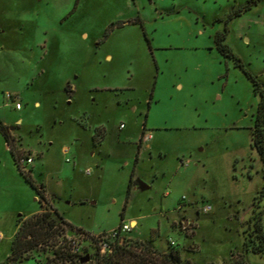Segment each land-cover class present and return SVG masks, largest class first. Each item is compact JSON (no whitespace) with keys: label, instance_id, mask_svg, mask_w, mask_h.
<instances>
[{"label":"rangeland","instance_id":"1","mask_svg":"<svg viewBox=\"0 0 264 264\" xmlns=\"http://www.w3.org/2000/svg\"><path fill=\"white\" fill-rule=\"evenodd\" d=\"M248 1L0 0V123L17 157L33 155L27 173L44 189L43 200L0 133V264L18 219L54 208L85 232L64 264H94L92 237L131 218L138 224L126 235H154L159 249L171 238L194 264H264L243 247L264 184L251 148L257 96L214 42L224 33L264 85V1L231 16ZM51 217L60 225L54 246L8 264H62L53 250L67 251L78 233Z\"/></svg>","mask_w":264,"mask_h":264},{"label":"trees","instance_id":"2","mask_svg":"<svg viewBox=\"0 0 264 264\" xmlns=\"http://www.w3.org/2000/svg\"><path fill=\"white\" fill-rule=\"evenodd\" d=\"M261 1L264 0H249L244 7L234 11L231 16H238L242 11L249 10L252 6L257 5ZM224 40V33L217 32L215 34L214 42L217 50L222 56L232 59L235 67L240 68L245 73L251 80L254 94L257 96V107L254 114L253 126L251 128V148L258 155L261 162L262 178H264V85L250 73L242 60L224 43ZM144 128L145 123L143 124L139 138L135 161H137V155L144 137ZM0 133L4 137L6 144H8L14 163L20 174L23 176L24 180L36 190L39 198L44 200L43 187H37L31 175L29 176L23 173L17 164L18 157L15 154L13 138L10 135L9 128L0 123ZM132 176L133 174H131V178ZM130 184L131 180L129 187ZM255 198L252 206V216L248 220L247 229L243 231V247L247 251L264 256V224H262V219H264V184H262ZM52 215H54L61 224H64L70 229V231L78 234H85L82 229L69 224L55 208L52 213L51 211L42 212L40 210L37 213L25 216L23 219H18L16 224L17 230L11 240L10 255L7 256V260L2 264H8L11 260L15 261L22 259L38 245H47L48 242H51L50 246H54L52 242H54L55 236L59 234L60 225L56 224L51 217ZM92 238V242H94V236ZM176 247V243L175 245H170L168 243L167 251L162 252L155 249L149 242L141 241L129 235H123L112 241L109 253L100 255L97 251L94 264H194L190 260L182 259L179 251L175 249ZM66 250L67 251H62L60 248L53 250V255L59 258L62 264H64V261L72 262V259L76 257L75 254L70 252L68 246ZM85 263L86 262H81V264ZM233 264H245V262L244 259L241 258L240 261L234 262Z\"/></svg>","mask_w":264,"mask_h":264},{"label":"built area","instance_id":"3","mask_svg":"<svg viewBox=\"0 0 264 264\" xmlns=\"http://www.w3.org/2000/svg\"><path fill=\"white\" fill-rule=\"evenodd\" d=\"M6 98L12 100V102L14 103V107L16 110H20L22 105L17 97V95L11 94V93H7L6 94ZM120 127L122 128L123 125L121 124ZM63 154L66 155V153L68 152V149L65 148L63 149ZM66 161H69V159L67 158ZM34 162L33 159V155L31 154H26L23 156H20L17 158V164L20 168V170L25 173L28 174L27 171L31 172V166ZM90 169L87 168L84 170L85 175H89L90 174ZM203 212H208L210 210V206L209 205H205L202 208ZM190 226V222L185 221V224L183 223V227L184 229H186V227ZM132 231V227L129 224L126 223H122L118 228L112 230L110 233L108 234H100V235H96L94 237L95 241L93 242L96 250L99 252L100 255H105L107 253L110 252L111 250V243L114 239L119 238L120 236L126 235L128 233H130ZM78 237H69L68 239V245H69V249L70 252L77 255L80 253V248H81V234L77 235ZM168 242L170 245H175V242L172 239H168Z\"/></svg>","mask_w":264,"mask_h":264},{"label":"crops","instance_id":"4","mask_svg":"<svg viewBox=\"0 0 264 264\" xmlns=\"http://www.w3.org/2000/svg\"><path fill=\"white\" fill-rule=\"evenodd\" d=\"M72 89V88H71ZM22 108V107H21ZM123 125V124H122ZM6 126V125H5ZM121 128V127H120ZM143 128V127H142ZM144 132H145V128H144ZM140 135H141V133H140ZM140 135H139V138H140ZM139 141V140H138ZM146 143L147 142V140H146V136H145V133H144V137H143V140H142V143H141V146H140V149H139V152H138V155L140 154V150L142 149V145H143V143ZM6 147L9 149V147H8V144H6ZM137 147H138V145H137ZM63 149H65V148H63ZM63 149H62V151H63ZM138 151V150H137ZM136 154H137V152H136ZM138 158V157H137ZM181 162V166L182 165H184V166H186V163L188 164L189 162H188V160H182V161H180ZM31 170H32V166H31ZM17 171L19 172V170L17 169ZM19 174H20V172H19ZM21 175V174H20ZM139 182H140V180L139 179H137V180H135V182L133 183V185H134V187H138L139 186ZM142 182V181H141ZM148 186V185H147ZM37 199H38V197H36ZM39 212V211H38ZM134 224V225H133ZM137 221L134 219V218H131L130 219V221H129V225L132 227V230H134V229H136V227H137ZM153 232H154V230H153ZM89 235H92V234H89ZM155 237H154V235L152 236V240H150V241H147V240H141V239H139V238H137V239H139V240H141V241H146V242H149L155 249H157V250H159V251H162V252H166L167 251V247L165 248V249H159V248H157L155 245H154V241H153V239H154ZM169 239H171V238H169ZM173 241H175V240H173ZM176 242V241H175ZM176 244H177V242H176ZM177 246H178V244H177ZM182 252V251H181ZM180 256H181V253H180ZM182 257V256H181ZM186 260H190V258L188 259H186Z\"/></svg>","mask_w":264,"mask_h":264},{"label":"water","instance_id":"5","mask_svg":"<svg viewBox=\"0 0 264 264\" xmlns=\"http://www.w3.org/2000/svg\"><path fill=\"white\" fill-rule=\"evenodd\" d=\"M139 187L141 188V189H146V188H148V186L145 184V183H143V182H139ZM88 260V257H84L82 260H81V262H86Z\"/></svg>","mask_w":264,"mask_h":264},{"label":"flooded vegetation","instance_id":"6","mask_svg":"<svg viewBox=\"0 0 264 264\" xmlns=\"http://www.w3.org/2000/svg\"><path fill=\"white\" fill-rule=\"evenodd\" d=\"M137 157H138V155H137ZM180 210V209H179Z\"/></svg>","mask_w":264,"mask_h":264}]
</instances>
